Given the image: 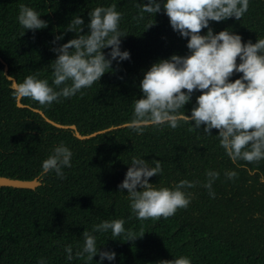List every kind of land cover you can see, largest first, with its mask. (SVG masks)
I'll list each match as a JSON object with an SVG mask.
<instances>
[{
	"label": "trees",
	"instance_id": "1",
	"mask_svg": "<svg viewBox=\"0 0 264 264\" xmlns=\"http://www.w3.org/2000/svg\"><path fill=\"white\" fill-rule=\"evenodd\" d=\"M143 0H0V57L9 75L20 82L38 72L51 83V50L75 37L65 28L74 14L87 25L88 12L97 6L116 4L122 13L121 50H128L130 60L113 62L105 73L82 95L42 107L28 98L19 106L12 96L11 83L0 60V176L32 180L41 184L35 189L0 187V264H98L75 257L82 247V233L103 220L123 219L126 231L137 237L127 241L124 234L113 237L111 231L94 233L100 251H114L115 261L103 264H159L161 260L190 257L192 264H264V160L240 161L236 167L225 155L214 136L199 129L189 131L180 122L176 129L167 126L146 128L137 135L126 126L131 119L133 101L142 93L139 83L150 66L160 59L188 54L187 39L170 26L163 11L137 17ZM32 7L48 26L25 31L18 23L19 6ZM149 24H153L149 26ZM214 33L230 29L253 43L264 38V0H249L248 11L241 20L229 18L210 22ZM148 28V29H147ZM85 26L83 33H87ZM207 29H202L204 34ZM63 34L55 45L54 36ZM105 53L110 48L103 50ZM239 63V58H237ZM242 73L234 74L231 80ZM186 91V90H183ZM196 92L185 105L186 114L195 104ZM37 109L38 111H36ZM183 110V109H182ZM46 118L63 125L61 128ZM116 127L90 138L80 139L99 130ZM65 143L73 152L72 167L65 168V178L54 173L40 175L41 162L52 147ZM133 156L149 164L161 162L162 175L149 178L150 183L171 186L181 179L197 181L191 202L167 219L137 220L131 213L126 192L120 184ZM220 173L213 183L215 198L202 187L205 170ZM226 170H235L229 180ZM139 190V189H138ZM73 247V259H66L65 245ZM119 244V246H117Z\"/></svg>",
	"mask_w": 264,
	"mask_h": 264
},
{
	"label": "clouds",
	"instance_id": "2",
	"mask_svg": "<svg viewBox=\"0 0 264 264\" xmlns=\"http://www.w3.org/2000/svg\"><path fill=\"white\" fill-rule=\"evenodd\" d=\"M137 7L139 12L134 19L138 20L144 18V13L163 11L173 31L187 39L189 51L183 56L173 54L160 59L144 72L139 83L142 95L133 101L127 127L137 135L149 127L176 129L180 122L188 124L189 131L201 130L203 126V133L212 135V130L217 129L218 134L214 136L236 167L242 166L240 161L250 164L264 160V38L258 37L255 43L243 42L242 36L230 29L214 33L210 27V22L241 20L248 11L249 0H143ZM88 17L85 25L84 19L74 14L64 31L74 32L75 37L51 49L56 54L51 62V83L47 78H40L38 72L20 82L12 80V96L17 104L28 98L48 107L53 102L59 103L61 98L82 95V89L90 88L113 70V62L130 60V52L121 50V38L125 35L119 28L122 13L116 10V4L94 7ZM17 21L25 30L22 36L28 30L35 32L48 26L38 11L24 4L19 6ZM85 26L88 31L81 34ZM202 29L207 31L201 34ZM63 38V34L56 35L52 43L55 45ZM106 48H110L107 53L103 51ZM237 73L242 75L231 80ZM196 92L200 94L195 96L190 114H186L185 105ZM72 157L73 152L65 143L54 145L41 162L40 175L54 173L63 180L64 169L72 167ZM162 172L159 160L149 164L144 158L132 157L118 188L120 192L127 190L126 198L137 220L167 219L191 202L193 193L189 189L198 182L181 179L171 186L150 183L149 178L161 176ZM219 175L214 169L205 170L202 187L213 199L216 193L212 185ZM224 175L232 180L238 174L235 170H226ZM260 179L264 181V174ZM124 224L123 219L103 220L93 225L91 231L85 229L82 247L75 251V257L93 260L99 254L98 264H103L105 259L115 261L114 251L97 248L94 233L110 230L113 237L124 234L127 241L136 239L131 230H125ZM64 252L71 261L72 245H65ZM38 264L46 262L39 260ZM159 264H192V260L179 256L161 260Z\"/></svg>",
	"mask_w": 264,
	"mask_h": 264
},
{
	"label": "water",
	"instance_id": "3",
	"mask_svg": "<svg viewBox=\"0 0 264 264\" xmlns=\"http://www.w3.org/2000/svg\"><path fill=\"white\" fill-rule=\"evenodd\" d=\"M0 60H2V58L0 57ZM3 61V60H2ZM4 65H5V68H4V72H5V75L7 76V78L9 80H15L17 81L15 78H13L12 76L9 75V68H8V65L5 61H3ZM19 106H25L21 103V100L19 101ZM36 111H38L37 109H35ZM47 121H49L50 123H52L53 125L57 126V127H61V128H72V129H75L76 130V125H63V124H60V123H57L53 120H50L49 118H46ZM126 124L124 125H121V126H126ZM117 127H120V126H116V127H110V128H107V129H103V130H99L97 132H94L92 134H89V135H82L80 134L78 131H76V136L80 139H84V138H90V137H93V136H96L98 134H101V133H105L109 130H112L114 128H117ZM41 184V181L38 179V178H35V179H32V180H26V179H15V178H10V177H6V176H0V187L2 186H9V187H14V188H28V189H35L37 186H39Z\"/></svg>",
	"mask_w": 264,
	"mask_h": 264
},
{
	"label": "rangeland",
	"instance_id": "4",
	"mask_svg": "<svg viewBox=\"0 0 264 264\" xmlns=\"http://www.w3.org/2000/svg\"><path fill=\"white\" fill-rule=\"evenodd\" d=\"M117 246H119V244H117Z\"/></svg>",
	"mask_w": 264,
	"mask_h": 264
}]
</instances>
